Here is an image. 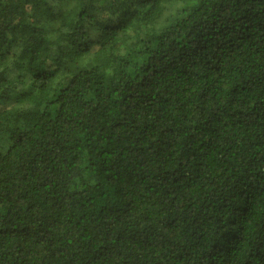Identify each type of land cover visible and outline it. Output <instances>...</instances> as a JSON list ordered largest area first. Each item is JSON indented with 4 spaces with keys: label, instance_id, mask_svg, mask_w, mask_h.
Masks as SVG:
<instances>
[{
    "label": "trees",
    "instance_id": "16d2710c",
    "mask_svg": "<svg viewBox=\"0 0 264 264\" xmlns=\"http://www.w3.org/2000/svg\"><path fill=\"white\" fill-rule=\"evenodd\" d=\"M0 264H264V0H0Z\"/></svg>",
    "mask_w": 264,
    "mask_h": 264
}]
</instances>
